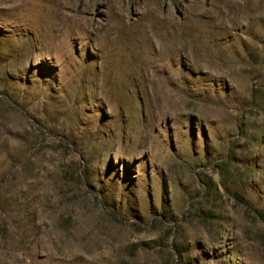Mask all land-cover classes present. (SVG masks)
Returning <instances> with one entry per match:
<instances>
[{
    "label": "rangeland",
    "instance_id": "1",
    "mask_svg": "<svg viewBox=\"0 0 264 264\" xmlns=\"http://www.w3.org/2000/svg\"><path fill=\"white\" fill-rule=\"evenodd\" d=\"M0 264H264V0H0Z\"/></svg>",
    "mask_w": 264,
    "mask_h": 264
}]
</instances>
